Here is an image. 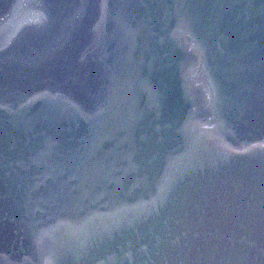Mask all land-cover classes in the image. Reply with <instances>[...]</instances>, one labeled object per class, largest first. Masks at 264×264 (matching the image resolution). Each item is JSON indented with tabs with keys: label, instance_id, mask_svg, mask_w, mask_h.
I'll list each match as a JSON object with an SVG mask.
<instances>
[{
	"label": "water",
	"instance_id": "1",
	"mask_svg": "<svg viewBox=\"0 0 264 264\" xmlns=\"http://www.w3.org/2000/svg\"><path fill=\"white\" fill-rule=\"evenodd\" d=\"M0 264H264V0H0Z\"/></svg>",
	"mask_w": 264,
	"mask_h": 264
}]
</instances>
